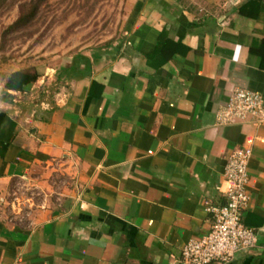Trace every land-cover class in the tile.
Returning <instances> with one entry per match:
<instances>
[{
  "label": "crops",
  "instance_id": "crops-1",
  "mask_svg": "<svg viewBox=\"0 0 264 264\" xmlns=\"http://www.w3.org/2000/svg\"><path fill=\"white\" fill-rule=\"evenodd\" d=\"M126 12L115 58L82 53L96 57L89 74L65 73L72 59L51 75L36 64L23 90L6 87L20 69L0 81V191L58 172L74 185L28 221L0 215V264H182L208 208L226 204L241 147L258 239L230 264H264V113L225 116L237 91L264 102V0H131ZM162 33L173 54L149 62Z\"/></svg>",
  "mask_w": 264,
  "mask_h": 264
},
{
  "label": "rangeland",
  "instance_id": "rangeland-1",
  "mask_svg": "<svg viewBox=\"0 0 264 264\" xmlns=\"http://www.w3.org/2000/svg\"><path fill=\"white\" fill-rule=\"evenodd\" d=\"M131 0H4L0 2V81L16 70L44 75L77 54L113 52L123 40ZM46 78V77H45ZM52 91V90H51ZM16 179L0 191V215L28 221L34 209L57 206L73 190L69 176L50 175L44 183Z\"/></svg>",
  "mask_w": 264,
  "mask_h": 264
},
{
  "label": "built area",
  "instance_id": "built-area-1",
  "mask_svg": "<svg viewBox=\"0 0 264 264\" xmlns=\"http://www.w3.org/2000/svg\"><path fill=\"white\" fill-rule=\"evenodd\" d=\"M226 118L232 121L247 115L264 113L260 94L237 91L227 104ZM252 158L250 147L234 149L227 158L224 180L228 185L226 204L210 206L213 222L207 234L194 238L181 251L182 264H230L242 251L256 247L257 232L244 224V213L249 207V164Z\"/></svg>",
  "mask_w": 264,
  "mask_h": 264
},
{
  "label": "trees",
  "instance_id": "trees-1",
  "mask_svg": "<svg viewBox=\"0 0 264 264\" xmlns=\"http://www.w3.org/2000/svg\"><path fill=\"white\" fill-rule=\"evenodd\" d=\"M4 0H0L2 2ZM171 43L169 40L166 39L165 34L162 33L160 36L158 45L155 49V51L152 53V55L149 56V62L151 59H159V56L161 58L160 64H164L171 56H172V50L170 53H164V51L167 49H171ZM122 47V44L113 46L114 53H112L113 58L116 57L117 53H119L120 48ZM166 50V51H167ZM96 57H88L83 54H77L72 61V65L70 68L65 69V73L72 74L71 76L73 77L74 75H80V74H89L90 70L92 68V64L96 61ZM38 73H33L30 71H16L11 74V76L7 80L6 87L8 89L12 90H23L25 86L31 84L32 82L36 81L38 78ZM93 86L96 88L98 84H93Z\"/></svg>",
  "mask_w": 264,
  "mask_h": 264
}]
</instances>
